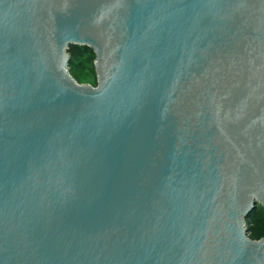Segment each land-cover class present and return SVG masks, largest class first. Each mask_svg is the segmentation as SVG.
<instances>
[{
	"label": "water",
	"instance_id": "obj_1",
	"mask_svg": "<svg viewBox=\"0 0 264 264\" xmlns=\"http://www.w3.org/2000/svg\"><path fill=\"white\" fill-rule=\"evenodd\" d=\"M259 205L264 0H0V264H264Z\"/></svg>",
	"mask_w": 264,
	"mask_h": 264
},
{
	"label": "trees",
	"instance_id": "obj_2",
	"mask_svg": "<svg viewBox=\"0 0 264 264\" xmlns=\"http://www.w3.org/2000/svg\"><path fill=\"white\" fill-rule=\"evenodd\" d=\"M70 71L80 83H91L97 85V74L95 69V53L87 46H70ZM249 235L254 239L264 237V207L261 205L247 219Z\"/></svg>",
	"mask_w": 264,
	"mask_h": 264
},
{
	"label": "rangeland",
	"instance_id": "obj_3",
	"mask_svg": "<svg viewBox=\"0 0 264 264\" xmlns=\"http://www.w3.org/2000/svg\"><path fill=\"white\" fill-rule=\"evenodd\" d=\"M91 84V83H90Z\"/></svg>",
	"mask_w": 264,
	"mask_h": 264
}]
</instances>
